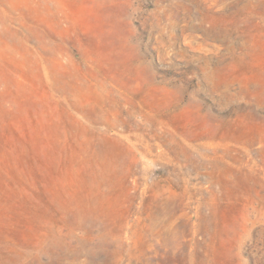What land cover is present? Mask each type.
Masks as SVG:
<instances>
[{"label":"rangeland","instance_id":"rangeland-1","mask_svg":"<svg viewBox=\"0 0 264 264\" xmlns=\"http://www.w3.org/2000/svg\"><path fill=\"white\" fill-rule=\"evenodd\" d=\"M0 264H264V0H0Z\"/></svg>","mask_w":264,"mask_h":264}]
</instances>
